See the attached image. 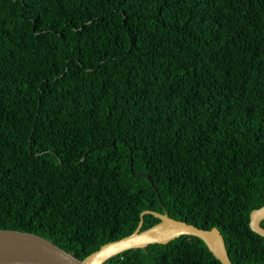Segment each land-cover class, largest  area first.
Here are the masks:
<instances>
[{
  "label": "trees",
  "instance_id": "1",
  "mask_svg": "<svg viewBox=\"0 0 264 264\" xmlns=\"http://www.w3.org/2000/svg\"><path fill=\"white\" fill-rule=\"evenodd\" d=\"M262 205L264 0H0V228L81 259L163 206L262 264ZM102 264L220 262L181 235Z\"/></svg>",
  "mask_w": 264,
  "mask_h": 264
},
{
  "label": "water",
  "instance_id": "2",
  "mask_svg": "<svg viewBox=\"0 0 264 264\" xmlns=\"http://www.w3.org/2000/svg\"><path fill=\"white\" fill-rule=\"evenodd\" d=\"M141 175L146 177L144 174ZM144 213H151L159 220L140 229ZM262 219H264V205L249 211L250 230L264 238V227L260 225ZM181 235L199 238L220 264H235L230 261L223 237L216 227L205 229L174 219L168 216L163 206L161 213L151 210L141 211L139 221L131 233L101 244L81 259L38 234L0 228V264H102L111 256L127 249L143 248L152 243L164 244Z\"/></svg>",
  "mask_w": 264,
  "mask_h": 264
}]
</instances>
